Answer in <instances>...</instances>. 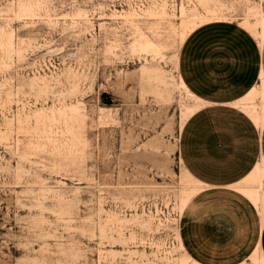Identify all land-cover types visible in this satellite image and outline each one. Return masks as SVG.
Returning <instances> with one entry per match:
<instances>
[{
    "label": "rangeland",
    "instance_id": "1",
    "mask_svg": "<svg viewBox=\"0 0 264 264\" xmlns=\"http://www.w3.org/2000/svg\"><path fill=\"white\" fill-rule=\"evenodd\" d=\"M258 5L0 0V264L194 259L183 225L204 188L182 211L179 139L196 100L178 85L179 25L254 22Z\"/></svg>",
    "mask_w": 264,
    "mask_h": 264
},
{
    "label": "crops",
    "instance_id": "2",
    "mask_svg": "<svg viewBox=\"0 0 264 264\" xmlns=\"http://www.w3.org/2000/svg\"><path fill=\"white\" fill-rule=\"evenodd\" d=\"M220 22L194 29L179 53L181 76L203 103L179 139L184 168L204 188L189 207L183 233L199 264H249L256 249L264 256V223L234 187L264 163V125L234 104L261 85L264 43Z\"/></svg>",
    "mask_w": 264,
    "mask_h": 264
},
{
    "label": "bare ground",
    "instance_id": "3",
    "mask_svg": "<svg viewBox=\"0 0 264 264\" xmlns=\"http://www.w3.org/2000/svg\"><path fill=\"white\" fill-rule=\"evenodd\" d=\"M250 14L255 17L254 22H251L249 18H245L242 22L239 23V25L245 30H247L249 33H251L253 37L256 39V41L259 43V45L262 46L264 43V12L261 9V6L258 5V7L253 8L250 11ZM224 19H226V16H223V15H220V16L202 15L199 13L191 14V16H188L187 19L183 18V20L181 21L179 25V28H180L179 35H180L181 44L184 42L187 36L197 27L204 25L206 23L214 22V21L222 22L224 21ZM175 63H176V66L178 67V60H176ZM157 75H156V79L157 78L160 79V76L159 75L157 76ZM178 85L180 86V88L185 90L189 96H191L192 98L196 100V103L192 108L191 107L187 108L188 110V114L186 116V121H187L188 118L192 114H194L198 109L202 107L203 103L200 101L198 97H196L189 90L181 74L179 75ZM234 105L244 110L253 119L256 125L261 128L264 125V78L263 77L261 78V85L259 88H254V90L249 95H247L244 99L235 103ZM183 125H182V128H183ZM183 171H184V181L190 187L185 189L183 193L181 194V198L179 202H180V207L182 211L187 206L191 198L200 191L201 189L200 187H203L199 183V181H197L184 168V166H183ZM263 179H264V163L262 161V163H259L255 167V169L252 171V173H250L249 176L246 179H244L241 185L236 186V187L233 186V187L235 188L236 191H238L239 193L244 195L246 198H248L253 203V205L258 207L259 213H260L259 216H261V220L264 223V182H263ZM195 184H197L198 186L200 185L199 188L195 186ZM204 186H207V185H204ZM181 247L182 249H184L182 244H181ZM259 249H260V246H259ZM249 258L252 259V262H253L252 264H264V256L259 252L258 249H256L254 253L251 255V257ZM178 261H180L179 262L180 264H199L197 261L192 259L186 253H184L181 259ZM242 262L240 263L248 264L246 262H243V263Z\"/></svg>",
    "mask_w": 264,
    "mask_h": 264
},
{
    "label": "built area",
    "instance_id": "4",
    "mask_svg": "<svg viewBox=\"0 0 264 264\" xmlns=\"http://www.w3.org/2000/svg\"><path fill=\"white\" fill-rule=\"evenodd\" d=\"M149 4H150V3H149ZM149 4H148V5H149Z\"/></svg>",
    "mask_w": 264,
    "mask_h": 264
}]
</instances>
